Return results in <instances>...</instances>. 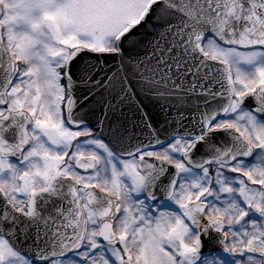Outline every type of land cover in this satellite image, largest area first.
<instances>
[{"label":"snow or ice","instance_id":"snow-or-ice-1","mask_svg":"<svg viewBox=\"0 0 264 264\" xmlns=\"http://www.w3.org/2000/svg\"><path fill=\"white\" fill-rule=\"evenodd\" d=\"M0 264H264V0H0Z\"/></svg>","mask_w":264,"mask_h":264}]
</instances>
